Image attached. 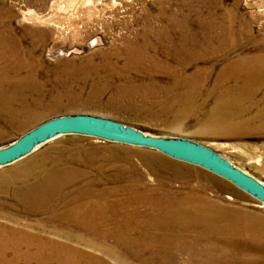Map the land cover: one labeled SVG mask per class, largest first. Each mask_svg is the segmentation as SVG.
Here are the masks:
<instances>
[{"label": "rangeland", "instance_id": "1", "mask_svg": "<svg viewBox=\"0 0 264 264\" xmlns=\"http://www.w3.org/2000/svg\"><path fill=\"white\" fill-rule=\"evenodd\" d=\"M0 35L23 60L16 63L26 62L19 75L0 82V148L51 118L88 114L154 136L191 139L264 183V0H0ZM11 65L0 69L11 73ZM242 79L255 83L254 94L231 101L238 89L249 90ZM257 84L263 85L258 91ZM56 166L58 180L73 179L64 194L93 185L99 193L123 197L145 187L197 203L200 191L216 209L204 211L224 215L218 226L228 227L234 217L241 223L247 217L249 223L264 220V203L203 168L153 149L81 135L58 138L0 168V180L12 178L11 189L20 190ZM4 195V226L43 223L55 234L51 239L97 257L103 255L99 244L121 240L120 249L108 247L116 252L109 256L113 264H156L150 250L159 241L128 233L148 227L100 226L83 235L61 223L55 233L51 208L24 212L13 194ZM220 240L216 245L227 254L236 251L230 241L260 247L234 234ZM136 242L147 245L139 246L142 256H130L138 246L122 245ZM4 260L15 261L9 255Z\"/></svg>", "mask_w": 264, "mask_h": 264}, {"label": "bare ground", "instance_id": "2", "mask_svg": "<svg viewBox=\"0 0 264 264\" xmlns=\"http://www.w3.org/2000/svg\"><path fill=\"white\" fill-rule=\"evenodd\" d=\"M1 36L0 64L13 62V65L10 66V68L12 67L11 73L6 72L5 69H0V82H3L6 79H11V74L19 75L21 68L26 67V62L16 63L23 60L15 58L16 53L12 46L8 44L9 41ZM109 68L111 67L109 66ZM240 76L243 75L235 74L237 79H240ZM242 81L247 84L249 90L245 93L238 88H233L232 93L236 89L238 90L231 101H236L235 95L248 98V93H252L250 96L252 98L255 83L252 84L246 79H242ZM262 86L257 84L256 91ZM58 174L59 169L57 167L51 170L48 175H44L41 180H37L36 183L28 184L27 187L25 186L26 183L25 187L20 190H18L19 188L17 190L11 189L12 183H14L12 178L1 179L0 183L4 187L0 189V195L13 194L16 197L17 204L22 206L24 212L44 213L48 208H51L50 223H55V228H51V230L55 233L61 223H63V226L67 225L68 229H74L78 233H83V235L93 227L100 226L122 227V225L128 226V224L133 223V225L148 227L149 231L130 230L128 233L138 234L140 237H151L159 241L156 247L150 250L152 258H149V260H151L150 262H156V264H264V220L257 224L249 223V217H247L241 223L237 221L239 219L234 220V217L227 223L228 227L218 226V224H215L216 219H222L224 215L217 216L219 214L217 212L207 214L204 211L206 210L205 206L216 209L199 195L201 194L200 191L197 203H192L190 197L177 198L170 191L162 194L152 192L145 187L141 190H132V193L123 197H118L113 193H99V189L93 185H87L80 189L77 195L71 190L68 192L70 195H66L68 193L64 194V191L73 186V179L70 177L58 180ZM26 175L28 177L30 174ZM163 217L169 218L171 220L170 224L164 223L165 225H163L159 223L158 221ZM153 218L156 219L155 222ZM177 219L182 220L183 224ZM19 226L20 223L16 220L11 226H4L0 223V264H19L20 262L23 264H35V262L38 264H52V262L53 264L55 262L59 264H113V259L109 256L116 252L109 251L108 247L111 246V248L116 249L121 245V240L119 241L120 244L117 245L102 242L99 246L105 257L103 255L97 257L89 250L87 252L81 250V248H74L70 244L65 245L56 242L55 234H48V231H46L48 228L46 226L45 229L43 223L40 226H31V228ZM31 229H35V231ZM80 229H82V232L79 231ZM194 229L200 230V233L193 236L189 235L190 230ZM225 234H234L243 239L247 238L249 243H258L260 247H253L249 244L243 246L238 242L233 244L230 241L229 244L232 247L235 246L234 250L236 251L232 254L223 253L220 251L222 249L216 244L221 241L220 237ZM122 245H129L130 248L136 246L147 248V245L138 244V242L133 245L129 243H123ZM144 248L139 247L130 256H142L143 253L141 254V252ZM121 250L120 253L125 255L126 252L123 249ZM185 253L189 254L181 258V255ZM8 255L12 256L15 261L4 260ZM146 263L149 262L144 260L143 264Z\"/></svg>", "mask_w": 264, "mask_h": 264}, {"label": "water", "instance_id": "3", "mask_svg": "<svg viewBox=\"0 0 264 264\" xmlns=\"http://www.w3.org/2000/svg\"><path fill=\"white\" fill-rule=\"evenodd\" d=\"M81 135L159 151L178 161L203 168L264 203V183L236 167L213 149L187 138L162 137L131 125L94 115L73 114L51 118L8 146L0 148V168L12 165L58 138Z\"/></svg>", "mask_w": 264, "mask_h": 264}]
</instances>
